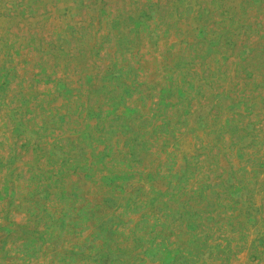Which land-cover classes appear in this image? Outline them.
Masks as SVG:
<instances>
[{
	"label": "rangeland",
	"instance_id": "1",
	"mask_svg": "<svg viewBox=\"0 0 264 264\" xmlns=\"http://www.w3.org/2000/svg\"><path fill=\"white\" fill-rule=\"evenodd\" d=\"M0 264H264V0H0Z\"/></svg>",
	"mask_w": 264,
	"mask_h": 264
}]
</instances>
